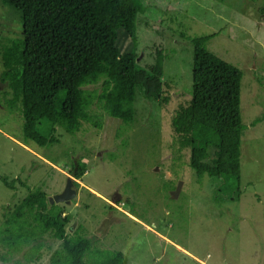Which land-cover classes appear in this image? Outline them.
Returning a JSON list of instances; mask_svg holds the SVG:
<instances>
[{
    "label": "rangeland",
    "instance_id": "obj_1",
    "mask_svg": "<svg viewBox=\"0 0 264 264\" xmlns=\"http://www.w3.org/2000/svg\"><path fill=\"white\" fill-rule=\"evenodd\" d=\"M142 1L146 8L136 20V65L146 68L160 52L162 78L169 84L164 85L167 104L146 98L137 86L133 124L93 104L101 126L84 121L71 133L54 125L58 141L38 145L21 141L23 119L18 110L2 104L7 85L0 82V174L19 177L48 195L60 192L71 175L74 202L50 205L68 213L65 231L82 223L91 246L121 249L127 264H203L194 256L208 264H264V0ZM21 30L19 13L0 0V44ZM210 32L216 34L208 47L242 71L245 128L240 146L242 191L236 200L214 198L211 177H197L187 164V149L177 173L172 164L170 115L191 91L192 44L187 36ZM68 159L85 162L80 178L70 172ZM16 184L12 189L0 179V224L4 212L28 192ZM106 202L115 208L108 209ZM47 240L32 264L49 263L59 240ZM16 260L24 259L19 254L0 259V264Z\"/></svg>",
    "mask_w": 264,
    "mask_h": 264
},
{
    "label": "trees",
    "instance_id": "obj_2",
    "mask_svg": "<svg viewBox=\"0 0 264 264\" xmlns=\"http://www.w3.org/2000/svg\"><path fill=\"white\" fill-rule=\"evenodd\" d=\"M1 1L14 8L22 21L21 34L0 44V82L7 85L2 90V104L18 110L23 119V143L58 141L54 125L71 133L84 121L101 126L93 104L133 124L137 86L146 98L167 104L169 94L164 85L169 84L162 78L160 52L146 68L136 65V20L146 8L142 0ZM215 34L187 36L192 44L191 91L177 101L170 115L172 164L177 173L187 149V164L197 177L204 173L211 177L214 198L236 200L242 191L240 146L245 128L240 107L242 71L208 47ZM125 42L129 48L121 49ZM68 161L70 172L80 178L86 171L85 162ZM0 179L9 188H16L17 180L28 189L3 214L1 260L20 254L24 260H16V264H32L47 239H57L48 264L128 263L121 249L91 246L82 223L66 232L68 213L50 207L44 189H33L19 177L8 179L0 174ZM105 205L115 208L108 202Z\"/></svg>",
    "mask_w": 264,
    "mask_h": 264
},
{
    "label": "water",
    "instance_id": "obj_3",
    "mask_svg": "<svg viewBox=\"0 0 264 264\" xmlns=\"http://www.w3.org/2000/svg\"><path fill=\"white\" fill-rule=\"evenodd\" d=\"M76 193V190L73 186V177L71 175H68L66 177V182L64 185V188L57 193H54L52 195H49V202H59V201H65L66 203H69L71 201L72 196ZM97 233L100 234V230L96 229Z\"/></svg>",
    "mask_w": 264,
    "mask_h": 264
},
{
    "label": "crops",
    "instance_id": "obj_4",
    "mask_svg": "<svg viewBox=\"0 0 264 264\" xmlns=\"http://www.w3.org/2000/svg\"><path fill=\"white\" fill-rule=\"evenodd\" d=\"M45 190V189H44ZM93 190V189H92ZM46 191V190H45ZM47 192V191H46ZM96 192V191H95ZM97 193V192H96ZM179 246V245H178ZM182 248V247H181ZM196 259H198V261L200 262V263H203V264H208L207 262H205L203 259H201V258H199V257H197V256H194Z\"/></svg>",
    "mask_w": 264,
    "mask_h": 264
},
{
    "label": "flooded vegetation",
    "instance_id": "obj_5",
    "mask_svg": "<svg viewBox=\"0 0 264 264\" xmlns=\"http://www.w3.org/2000/svg\"><path fill=\"white\" fill-rule=\"evenodd\" d=\"M117 197H118V196H117L116 194H114V195L112 196L113 199H117Z\"/></svg>",
    "mask_w": 264,
    "mask_h": 264
}]
</instances>
